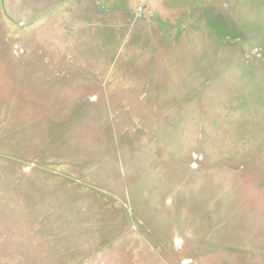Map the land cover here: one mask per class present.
I'll use <instances>...</instances> for the list:
<instances>
[{
	"label": "rangeland",
	"instance_id": "obj_1",
	"mask_svg": "<svg viewBox=\"0 0 264 264\" xmlns=\"http://www.w3.org/2000/svg\"><path fill=\"white\" fill-rule=\"evenodd\" d=\"M0 264H264V0H0Z\"/></svg>",
	"mask_w": 264,
	"mask_h": 264
},
{
	"label": "crops",
	"instance_id": "obj_2",
	"mask_svg": "<svg viewBox=\"0 0 264 264\" xmlns=\"http://www.w3.org/2000/svg\"><path fill=\"white\" fill-rule=\"evenodd\" d=\"M87 3L88 2V0H81V3Z\"/></svg>",
	"mask_w": 264,
	"mask_h": 264
},
{
	"label": "flooded vegetation",
	"instance_id": "obj_3",
	"mask_svg": "<svg viewBox=\"0 0 264 264\" xmlns=\"http://www.w3.org/2000/svg\"><path fill=\"white\" fill-rule=\"evenodd\" d=\"M141 2H143V3H145L146 2V0H140Z\"/></svg>",
	"mask_w": 264,
	"mask_h": 264
},
{
	"label": "water",
	"instance_id": "obj_4",
	"mask_svg": "<svg viewBox=\"0 0 264 264\" xmlns=\"http://www.w3.org/2000/svg\"><path fill=\"white\" fill-rule=\"evenodd\" d=\"M186 262H187V261H186ZM186 262H185V263H186Z\"/></svg>",
	"mask_w": 264,
	"mask_h": 264
}]
</instances>
